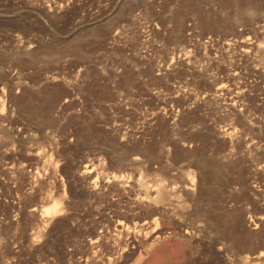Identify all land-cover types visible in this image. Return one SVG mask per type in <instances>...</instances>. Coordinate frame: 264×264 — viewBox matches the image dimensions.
Returning <instances> with one entry per match:
<instances>
[{
  "label": "rangeland",
  "instance_id": "obj_1",
  "mask_svg": "<svg viewBox=\"0 0 264 264\" xmlns=\"http://www.w3.org/2000/svg\"><path fill=\"white\" fill-rule=\"evenodd\" d=\"M263 252L264 0H0V264Z\"/></svg>",
  "mask_w": 264,
  "mask_h": 264
},
{
  "label": "bare ground",
  "instance_id": "obj_2",
  "mask_svg": "<svg viewBox=\"0 0 264 264\" xmlns=\"http://www.w3.org/2000/svg\"><path fill=\"white\" fill-rule=\"evenodd\" d=\"M256 48V47H255ZM258 48H261V47H258ZM256 49H254L251 45H250V47H247V49H244V50H242V51H244V53H247V55L248 54H250V53H252L253 54V52L255 51ZM260 50V49H259ZM263 50V49H262ZM243 53V54H244ZM219 92H222V91H225L226 90V85H223V86H221V87H219ZM228 91V90H227ZM238 95V94H237ZM236 96V95H235ZM236 98H238V97H236ZM58 209H59V207H54L51 211L50 210H47V214H51V212H57L58 211ZM60 211V210H59ZM57 213H59V212H57ZM261 257H264V252L263 253H261L260 254V258Z\"/></svg>",
  "mask_w": 264,
  "mask_h": 264
}]
</instances>
